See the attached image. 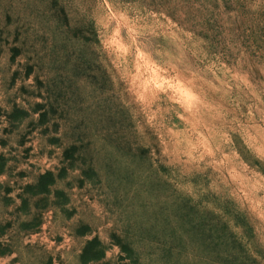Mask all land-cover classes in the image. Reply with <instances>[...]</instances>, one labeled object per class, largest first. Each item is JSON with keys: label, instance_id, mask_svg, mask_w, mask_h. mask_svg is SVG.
I'll return each instance as SVG.
<instances>
[{"label": "rangeland", "instance_id": "rangeland-1", "mask_svg": "<svg viewBox=\"0 0 264 264\" xmlns=\"http://www.w3.org/2000/svg\"><path fill=\"white\" fill-rule=\"evenodd\" d=\"M0 264H264V0H0Z\"/></svg>", "mask_w": 264, "mask_h": 264}]
</instances>
